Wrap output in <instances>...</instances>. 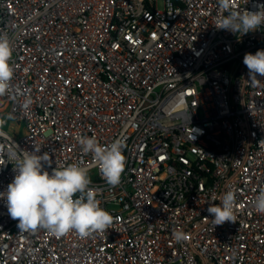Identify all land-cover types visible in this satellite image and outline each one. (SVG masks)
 I'll return each mask as SVG.
<instances>
[{
    "label": "built area",
    "instance_id": "built-area-1",
    "mask_svg": "<svg viewBox=\"0 0 264 264\" xmlns=\"http://www.w3.org/2000/svg\"><path fill=\"white\" fill-rule=\"evenodd\" d=\"M231 4L256 12L264 0ZM227 14L218 0H0V34L13 48L0 193L15 176V144L47 153L50 174L89 168L113 216L83 239L20 232L0 197V264H264V214L253 207L264 192V77L253 84L243 63L264 49V25L218 29ZM78 136L123 142L117 186ZM227 191L235 223L214 226L207 208Z\"/></svg>",
    "mask_w": 264,
    "mask_h": 264
},
{
    "label": "clouds",
    "instance_id": "clouds-1",
    "mask_svg": "<svg viewBox=\"0 0 264 264\" xmlns=\"http://www.w3.org/2000/svg\"><path fill=\"white\" fill-rule=\"evenodd\" d=\"M218 6L228 13L218 20V29L243 35L264 25V6L256 12L233 10L231 0H218ZM12 54L11 38L0 34V97L8 93L13 78ZM243 63L253 84L259 81L257 75L264 77V49L257 50L255 54L246 53ZM2 125L3 121H0V138L7 139ZM77 140L82 152L92 155L106 183L117 186L126 165L123 142L116 139L110 145L102 146L95 137L78 136ZM38 151L20 150L14 144L7 152L15 176L0 197L6 198L8 214L18 221L19 231L43 229L57 237L74 232L83 239L109 229L113 216L100 207L97 190L90 187V169L73 163L56 167L50 174L44 168L49 155H37ZM234 205L235 193L227 191L220 197L219 204H209L207 212L213 217L209 221L214 226L235 223ZM253 207L264 214V192L255 198ZM173 235L178 243L184 239L180 231Z\"/></svg>",
    "mask_w": 264,
    "mask_h": 264
},
{
    "label": "rangeland",
    "instance_id": "rangeland-1",
    "mask_svg": "<svg viewBox=\"0 0 264 264\" xmlns=\"http://www.w3.org/2000/svg\"><path fill=\"white\" fill-rule=\"evenodd\" d=\"M162 2H160L159 4H158V6H159V9H162Z\"/></svg>",
    "mask_w": 264,
    "mask_h": 264
}]
</instances>
